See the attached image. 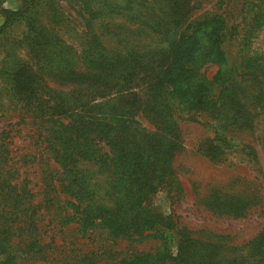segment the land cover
I'll return each mask as SVG.
<instances>
[{
	"label": "rangeland",
	"instance_id": "1",
	"mask_svg": "<svg viewBox=\"0 0 264 264\" xmlns=\"http://www.w3.org/2000/svg\"><path fill=\"white\" fill-rule=\"evenodd\" d=\"M22 1L0 0V24L1 8L16 9ZM128 1L37 0L30 21L14 22L0 36V194L11 191L21 202L31 199L46 243L44 257L34 254V259L17 263L72 264L90 250L100 257L113 253L120 258L152 252L160 244L152 237L112 241L100 229L78 232L75 225L61 226L52 215L55 207L46 180L58 169L53 146L67 140L60 123L69 122L58 112L66 105L79 110L85 91L78 73L86 66L83 50H89L95 63L110 58L106 67L114 70V77L121 76L119 86L105 99L116 93L126 99L132 92L136 109L126 120L135 138L144 145H159L165 136L175 138L170 139L177 146L168 175L179 189L168 194L159 188L152 195L157 214L173 225L166 229L168 254L175 257L178 239L183 238L193 258L186 257L185 250V264H264V103L246 106L249 116L231 122L218 102L203 110L191 108L173 93L167 95L164 109L147 99L155 77H162L175 54L193 55L191 61L197 63L196 73L182 80V93L194 99L191 78L211 79L218 67L232 72L229 79L240 84L234 93L248 100L264 94V0H188L175 14L171 32L157 35L131 22ZM170 35L181 36L180 42L172 43ZM245 61L253 65L237 71L236 64ZM240 70L246 73L243 77ZM204 86L209 89L211 83ZM229 88H215L214 94L229 93ZM103 108L110 110L108 105ZM171 111L175 124L168 117ZM80 168L102 182L104 174L97 165L83 161ZM182 227L186 231H176ZM18 235L27 236L14 230L8 238L16 240ZM11 250L0 254L1 264L9 252L20 257L16 248Z\"/></svg>",
	"mask_w": 264,
	"mask_h": 264
},
{
	"label": "trees",
	"instance_id": "2",
	"mask_svg": "<svg viewBox=\"0 0 264 264\" xmlns=\"http://www.w3.org/2000/svg\"><path fill=\"white\" fill-rule=\"evenodd\" d=\"M36 1L23 0L16 9L1 8L3 22L0 24V36L14 22L30 21ZM187 1L129 0L128 9L131 10L129 18L133 24L140 25L141 28L146 27L155 32L154 34L162 32L168 34L172 30L175 14ZM185 11H189V7L184 9V14ZM262 14L264 15V11ZM222 29L223 26L218 31ZM211 34L212 32L209 33V39ZM169 38L172 43L180 42L181 36L170 35ZM222 54L220 50L216 53L219 57ZM98 55L99 52L96 50V56ZM90 57L94 55L90 54L89 50H83L82 58L86 66L78 73V77L85 92L80 97L79 110L74 111L66 105L58 112V115H67L69 122L60 123L63 129L61 132H64L67 140H60L53 146L58 169H52V174L46 180L50 187L49 201L55 207V213L52 215L61 226L75 225L78 232L86 233L100 229L110 236L112 241L152 237L160 244L152 252L139 251L120 258H115L113 253H110V257H100L101 253L90 250L91 253L86 252L72 264H153L156 261L163 262L164 259L173 260L174 264H178V261L185 260L184 251L188 250L189 244L183 238L182 240L179 238V249L175 257L168 254L165 246L168 233L166 229L173 228V225L157 214L152 203V195L157 189L163 188L168 194L179 189V183L168 175V172L173 171L171 156L177 146L175 140L170 139L175 138L165 136L163 139L166 141L159 145H144L142 140L135 138L126 120L127 117L131 118L134 115L133 110L136 109L132 92L126 94V99H123L125 95L121 93L105 99L119 86L121 76L114 77V70L106 67L110 63V58L104 57L95 63V59ZM192 57L190 54L184 57L173 55L166 70L162 72V77L156 76L153 88L149 87L147 99L164 109L168 104L167 95L173 96V93L185 106L191 108L194 106L203 110L215 106L218 102V108L222 109L221 114H227V120L231 122L249 116L246 106L254 108L255 104L264 103L263 93L250 98L252 102L246 96L234 93L241 89L240 84L231 81L228 76L232 72H224L221 67H218L211 79L191 78L190 87L196 91L197 99L183 94L182 80L189 73L192 77L197 70V63L191 61ZM202 57L203 55L198 56L197 62ZM252 65L253 62L245 61L236 64L235 67L239 71V67L248 68ZM131 73L133 74L134 70H131ZM245 74L240 70L238 75L243 77ZM111 77H114L113 82L109 81ZM207 82L211 83L209 89L204 86ZM212 86L213 92H210ZM222 86L230 87V92L214 94L215 88L219 90ZM244 86L248 88L252 84L246 83ZM98 99L102 101L94 102ZM105 105L110 107L108 112L104 111ZM172 113L171 111L168 117L175 124ZM133 121L131 119L128 122ZM130 136L132 141L128 140ZM83 161L92 162L99 167L100 172L104 174L101 183L98 184L89 173L81 171L80 164ZM0 195V254L16 248L20 256L16 257L9 252L2 264H18V260L34 259L35 257L30 256L34 254L39 258L44 257L46 243L39 235L35 220L37 208L31 199L21 202L18 194H12L11 191L2 192ZM13 221H16L14 226L9 224ZM14 230L26 232L27 236H15L16 240L8 238L9 231ZM148 230L153 233L147 234ZM176 231L180 233L186 229L182 227ZM186 254V257L193 259L190 257V250Z\"/></svg>",
	"mask_w": 264,
	"mask_h": 264
}]
</instances>
